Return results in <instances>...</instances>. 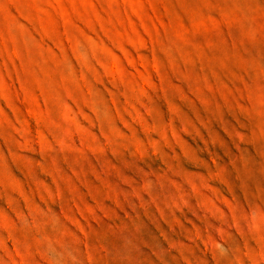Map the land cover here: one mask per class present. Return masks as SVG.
Instances as JSON below:
<instances>
[{"label": "rangeland", "instance_id": "obj_1", "mask_svg": "<svg viewBox=\"0 0 264 264\" xmlns=\"http://www.w3.org/2000/svg\"><path fill=\"white\" fill-rule=\"evenodd\" d=\"M0 264H264V0H0Z\"/></svg>", "mask_w": 264, "mask_h": 264}]
</instances>
